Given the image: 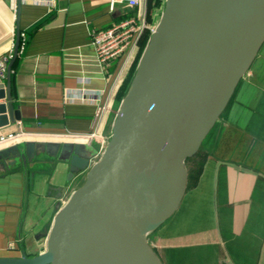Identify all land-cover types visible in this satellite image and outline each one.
I'll use <instances>...</instances> for the list:
<instances>
[{"label":"water","instance_id":"1","mask_svg":"<svg viewBox=\"0 0 264 264\" xmlns=\"http://www.w3.org/2000/svg\"><path fill=\"white\" fill-rule=\"evenodd\" d=\"M164 2L103 146L19 139L0 147V176L22 167L20 222L29 169L38 160L65 163L67 179L78 181L56 205L45 248L0 256V264H164L150 236L179 209L189 185L187 160L264 43V0ZM21 5L18 0L15 48L0 82V125L21 119L11 93Z\"/></svg>","mask_w":264,"mask_h":264},{"label":"crops","instance_id":"2","mask_svg":"<svg viewBox=\"0 0 264 264\" xmlns=\"http://www.w3.org/2000/svg\"><path fill=\"white\" fill-rule=\"evenodd\" d=\"M109 2H21L23 37L11 76L21 119L0 125V147L16 141L9 142L10 134L29 132L34 135L22 139L79 140L99 148L108 140L125 94L117 98L121 62L104 65L91 33L123 16V8L113 11ZM17 8L11 0H0V57L13 56ZM153 17L150 33L158 20ZM36 23L42 25L26 34ZM134 48L124 56L131 57ZM0 82H6V75ZM203 146L191 200L152 233L153 246L164 264H264V43ZM22 173L18 167L0 176V256H20L22 249L28 255L41 252L57 203L78 185L66 179L65 163L38 160L29 169L20 222Z\"/></svg>","mask_w":264,"mask_h":264},{"label":"built area","instance_id":"3","mask_svg":"<svg viewBox=\"0 0 264 264\" xmlns=\"http://www.w3.org/2000/svg\"><path fill=\"white\" fill-rule=\"evenodd\" d=\"M23 1L46 5L54 4V0H21V2ZM17 3L18 0H11L15 10L18 7ZM144 3V0H110L111 10L114 11L118 7H122L123 15L127 16L108 28L93 30L91 33L97 56L104 65H110L112 61L125 55L129 48L138 45L143 32L147 28H151L143 13ZM9 60L10 58L7 56L0 57V79L6 75ZM27 135H34V133L29 132ZM15 136H19V133L10 134L6 138L11 139Z\"/></svg>","mask_w":264,"mask_h":264},{"label":"trees","instance_id":"4","mask_svg":"<svg viewBox=\"0 0 264 264\" xmlns=\"http://www.w3.org/2000/svg\"><path fill=\"white\" fill-rule=\"evenodd\" d=\"M148 2H149V5H150V8H153V7H154L153 10H158L159 7H157V5L162 4V0H148ZM150 10H151V9H150ZM153 10H152V11H153ZM126 16H127V15H123V16L120 18V20L123 19V18H125ZM146 20H147L149 23H152L153 20H154L153 14L150 13L149 16H147ZM41 25H42V23H41V24H40V23H36V24H34V25H33V26H32V27L26 32V34H29L30 32L33 33V32L36 31ZM149 34H150V29L147 28V29L143 32V35H142L141 38H140V41H139V48H140V50H139V53H138V55H137L138 57H139L140 53L142 52V50H143V48H144V46H145V44H146V41H147V39H148V37H149ZM22 37H23V36L21 35V37H20V44H21V42H22ZM17 61H18V56H17V58H16V60H15V62H14V64H13L12 70H14V69L16 68V66H17ZM133 69H134V65H133V66L131 67V69L129 70L127 77L123 80V82H122V83L120 84V86L118 87V91H117V95H118L117 98H118V99H121L122 95L126 92L127 86H128V84H129V81H130V77H131V75H132V73H133V71H134ZM11 76H12V74H11ZM233 96H234V95H233ZM232 99H233V97L231 98V100H230L228 106L226 107L225 111L222 113L220 119H221V118L225 115V113L227 112V110H228V108H229V105H230ZM217 123H218V122H217ZM217 123H216V124H217ZM215 126H216V125H215ZM215 126H214V128H215ZM214 128L211 130V132L209 133V135L206 137V139L204 140L203 144H204V143L206 142V140L210 137V135H211V133L213 132ZM203 144H202L200 150L198 151V153H197L196 155H194L193 157H191V158H189V159L187 160V165H188V170H189V185H188V189H187L186 195H185V197H184V199H183V201H182V203H181L180 206L183 205L184 201L186 200V197H187L188 193L193 189V187H194V183H195V179L197 178V176H198V174H199V172H200V164H201V161H200V159H199V155H200V152H201V150H202ZM179 208H180V207H179ZM176 212H177V211H176ZM176 212H175V213H176Z\"/></svg>","mask_w":264,"mask_h":264},{"label":"rangeland","instance_id":"5","mask_svg":"<svg viewBox=\"0 0 264 264\" xmlns=\"http://www.w3.org/2000/svg\"><path fill=\"white\" fill-rule=\"evenodd\" d=\"M144 5H143V13H144V15H145V17L147 18V16H149V14L150 13H152L153 14V16L155 15L156 17H159V15H160V13H161V10H162V8H163V6H164V0H162V4H160V5H157V7H159V9L158 10H153V8H150V5H149V2H148V0H144ZM151 9V10H150ZM153 10V11H152ZM146 22L148 23V25H149V22L146 20ZM138 45H139V43H138ZM138 45H136L135 46V48H134V52H133V54H132V56L131 57H128V56H122V57H119V58H117V60L119 59L120 60V70H119V75L117 76L118 78V87L120 86V84L123 82V80L127 77V75H128V72H129V70L131 69V67L134 65V71H135V68H136V66H137V63H138V59H139V57H140V55H141V53H140V55H139V57L137 56L138 55V53H139V50H140V48L138 49ZM138 49V52H137V54L135 55V53H136V50ZM136 57V58H135ZM119 63V62H118ZM134 71H133V73H132V75H131V77H130V81H129V84H128V86H127V89H128V87H129V85H130V82H131V80H132V77H133V75H134ZM127 89H126V91H127ZM29 137H31L30 135H27V134H22V136H15V138H11V140L9 141V142H11V141H15V140H19V139H22V138H29ZM35 137V136H34ZM205 146V145H204ZM203 146V147H204ZM68 178V175L66 176V179ZM191 192V191H190ZM190 192L188 193V195H187V197H186V202H185V208L187 207V202H188V200L190 201L191 200V195H190ZM66 199H64L63 201H65ZM184 208V209H185Z\"/></svg>","mask_w":264,"mask_h":264}]
</instances>
